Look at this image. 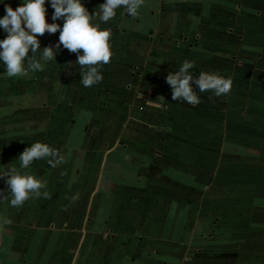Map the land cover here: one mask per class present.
Returning <instances> with one entry per match:
<instances>
[{
    "label": "crops",
    "instance_id": "crops-1",
    "mask_svg": "<svg viewBox=\"0 0 264 264\" xmlns=\"http://www.w3.org/2000/svg\"><path fill=\"white\" fill-rule=\"evenodd\" d=\"M103 2L84 0V6L92 13ZM5 3L15 9L21 0ZM125 7L101 25L111 30L113 53H148L155 47L175 52L180 46L189 49L194 41L210 60L194 61L191 71L198 76L201 71L213 72L215 56L223 67V56L213 52H229L230 43L238 50L245 44L244 36L254 38L244 50L264 52V0H143L134 17L121 13ZM46 8V22L52 23L54 9L47 3ZM4 14L0 4V17ZM150 35H155V41L163 35L183 41L151 45ZM4 36L0 30V39ZM58 37L59 31L39 36L41 48L54 46ZM76 59V53L61 45L55 59L29 76L9 78L0 67V148L13 142V162L20 163V151L39 141L52 148H77V159L84 166L99 164L92 175H77L76 183L71 175H36L44 184L41 192L49 193L47 199L33 197L15 207L3 199L0 264H65L64 249L51 253L48 249L60 220L62 228L76 226L88 235L78 239L77 264H85L90 242L99 246L89 254L93 256L89 264L133 260L136 264H264V94L230 91L217 97L201 92V102L195 110H186L188 118L180 123L174 115L167 119L157 104L158 111H153L160 120L153 128L147 119L148 105L142 106L141 115L133 112L138 104L134 81L128 76L133 62L128 69L120 67L113 55L101 70L103 80L86 88L80 83ZM257 81L253 80L264 87L261 78ZM123 100L129 116L122 129H114L110 119ZM22 101H27L28 116L13 120ZM165 123L182 135L168 136ZM124 128L128 132L120 134ZM56 132L62 133L57 141ZM190 132L201 133L205 143L198 146V138L190 139ZM123 138L128 143L119 145ZM149 146L158 149L154 159L158 172L152 175L146 171L153 160L147 153L152 150H145ZM184 153L190 156L183 157ZM186 164L190 175L183 173ZM198 171L204 172L202 179ZM71 191L77 193V200H72ZM26 209L29 215L23 218ZM59 211L63 212L60 219ZM70 212L76 213L72 222L64 219V213ZM103 229L106 234H98Z\"/></svg>",
    "mask_w": 264,
    "mask_h": 264
},
{
    "label": "clouds",
    "instance_id": "clouds-1",
    "mask_svg": "<svg viewBox=\"0 0 264 264\" xmlns=\"http://www.w3.org/2000/svg\"><path fill=\"white\" fill-rule=\"evenodd\" d=\"M46 3L54 9L52 23L46 22ZM142 3L143 0H104L90 13L84 0H21L15 9L0 0L5 13L0 17V30L5 33L0 39V67L9 78L29 76L43 70L47 62L55 59L62 45L69 52L76 53V64L81 66L80 83L86 88L97 85L103 80L101 70L113 56L109 43L111 30L101 25L117 17V9L121 6H126L121 13L136 16ZM59 20L63 21L62 25L57 23ZM58 31V42L41 48L39 36ZM193 67V61L184 60L178 70L167 74L165 80L171 87L173 100L198 105L201 100L195 90L197 87L200 93L210 91L217 97L230 93L233 86L231 76L221 75L218 71H201L195 76L191 71ZM18 160L22 169H29L39 160H47L52 167L60 163L57 150L39 141L26 147ZM0 178L5 179L10 193L9 204L13 207L22 205L29 198H49L46 190L41 192L44 184L36 175L2 166Z\"/></svg>",
    "mask_w": 264,
    "mask_h": 264
},
{
    "label": "rangeland",
    "instance_id": "rangeland-1",
    "mask_svg": "<svg viewBox=\"0 0 264 264\" xmlns=\"http://www.w3.org/2000/svg\"><path fill=\"white\" fill-rule=\"evenodd\" d=\"M154 38H156L155 35H150L149 37H147V39L149 40L151 45H157L158 43H160V45H163V43L169 44L171 42H176V43L180 42L181 43V41H183L182 37L177 38V37H172V36H167V35L161 36L159 41H158V39L156 41L153 40ZM232 39H234V37H232ZM242 39H243V42H245V44L243 46H240V48L238 50H236V47H232L231 43H230L228 45V47L230 48L229 52H223V53L213 52L214 54H219V56H223L224 66L222 67L223 62L218 63L216 61L217 58L214 55L215 60H214V66L212 69H213V71H218L221 75H222V73H224V75H228V76L232 77L233 86H232L231 92H235V91L236 92H247L248 91V92L253 93L252 94L253 96L255 95L254 93H256L257 96L261 93L264 94V87L260 84H257L256 82H253V80H255V78H256V81L259 78H261L264 81V57H263L264 52L261 55H259V54L253 53V51H249L248 49L244 50L247 47L248 42L253 41L254 38L249 35V36H244V38H242ZM158 49L159 48H156V47L151 48V50L148 53L134 52L131 54V52H126L124 50L115 51L113 53L114 56L119 58L118 59L119 65L122 64L120 67L124 66V68L128 69L130 67L131 63L133 62L132 67H130L128 69V76L130 78H132L134 81L135 87L133 88V92H134V96H135V101L138 103V104L134 105V107H136V108L134 109L133 112L137 116H138V114L141 115L142 106L146 107L148 105L150 112L148 111L149 116H147V119H148V121H150L153 128L156 127V125H158L157 122H159V120H160V115H158L156 111H153V110H157V108H155L157 106V104H159L160 107H162L164 109V112L166 115L165 117L167 119L171 115H174L176 117V119L178 120L177 123H180V121H184L185 119L188 118L187 115L184 114V112H186V110H193V109L195 110V108H196L192 105H189L187 102H181L180 100H173L172 99L171 87H170V85H168L166 83V80H165L167 74L170 71L178 70L179 65L184 60H190L193 62L196 60H198V61L203 60V62L207 61L210 63L209 58L206 56H203V54H206V52L202 51L203 50L202 46L201 45L199 46V44L197 46V42H194V41L189 45V49L183 48V46L178 47V49L175 52H168V51L164 52V51H161ZM213 53H211V54H213ZM221 54H223V55H221ZM125 57H128L129 59L126 60ZM211 63H212V61H211ZM257 82L259 83V81H257ZM162 87H164V88H162ZM129 89H131V88H129ZM195 90L197 91V93L199 95L200 92H199L198 87L195 88ZM241 96H243V95H241ZM253 96H252L253 99L251 101L248 100L250 102L251 107H252V102L254 100ZM263 98H261V99L264 102ZM148 101L151 104V106H152V104H154V107H151L148 104ZM244 101L245 100L235 101L232 104L237 105L238 102H240L242 104ZM22 102H23V103H21L22 105L16 106V110H18L17 111V117L12 118L13 120L21 119V118L28 116L27 113H29L28 112L29 108L26 107V105L24 103L27 101H22ZM119 102H120V107L123 109H119L120 107H117L113 111L112 119H110L113 126L115 127L114 129H119V128L122 129L124 127L125 117L128 115V112H127L126 108L124 107L126 100L119 101ZM174 108L178 109V110L181 109V110H180V112L173 111ZM9 109H11V111H15V109H12V108H9ZM9 109L7 110L8 112L10 111ZM20 114H22V115L20 116ZM161 118H163V117H161ZM120 122L122 123L121 127L119 125ZM181 123H183V122H181ZM125 130H128V129L124 128L122 131H120V134L122 133L123 135H125L128 132V131L126 132ZM171 130H173L172 124L165 123V131H166L165 133L168 136H171L172 134H175V133L181 134L180 131H177V130L171 131ZM107 133H109V132H107ZM110 133H111V131H110ZM61 136H62L61 132H56L54 135V140L55 141L60 140ZM188 136H190L189 137L190 139L193 137H197L198 138V144H197L198 146L200 144L205 143L201 133L193 134L192 132H190L188 134ZM38 137L39 136H37V138ZM125 140H126V138L121 139L118 142L119 145H123L124 143L125 144L128 143ZM35 141H36V139H35ZM29 142H30V140H29ZM7 144H8V146L6 148H0V167H2V166L15 167L21 173L28 172L29 174H33V175H71V177L73 179L72 181H74L76 183L77 175H90V174L92 175V173L95 171L96 167L97 168L99 167V164L93 165L92 163L90 164L87 162L84 166V162L81 159L80 160L77 159V157H78V153L76 152L77 148L76 149L72 148V147L71 148H65L66 145H65V147H63L62 145H57L54 147V149L57 150V159L60 160V163L56 164L55 167L50 166L48 163H46V162H44V160H42L41 162H38V163L34 162L30 166L29 169H22L20 167V163L13 162V160H14V158H13L14 148H12L13 142L10 141ZM154 145H156V144H154ZM149 149H150V151L152 150V153L147 151ZM145 150L147 151L148 154L151 155V157L153 159V160H151V163H149V165L146 166L148 168V170H146V171H148L150 174L153 172H158V169L156 168L157 164L154 161V159L158 157L157 146H149V147H146ZM194 150H195L194 153L196 155L197 154L199 155V153H196L197 149H194ZM20 152L22 153V151H20ZM189 156L190 155L188 153H184V155H183V157H189ZM9 159H10V162H6ZM187 165L188 164H186L185 166H187ZM197 165H198V168H200L199 164H196L195 166L197 167ZM193 166H194V164H193ZM201 167H203V171H204L205 166L202 165ZM183 168L186 169L183 173L185 175H190V173L187 171V170H189L188 169L189 165L187 167L183 166ZM96 171H97V169H96ZM139 171H140V169H139ZM103 175H109V174H103ZM197 175H199V178L202 179L201 175H204V172L198 171ZM72 181H71V183H72ZM5 185H6L5 179L0 178V190H3L2 192H0V205H2V203H4L3 199H8L7 202H9V200H10V193L7 190V185H6V187H5ZM69 186H71V184ZM74 187H76V186H74ZM72 194H73V191H71L70 196ZM76 194L77 193L75 192V195H72V200H74L73 197H75V199L77 198ZM72 207H73V205H72ZM22 211H23V218H27L29 215V210L26 209V210H22ZM60 213L63 214V212H60V211L57 212V214H59V216H57V218H59V217L61 218L62 214L60 216ZM75 218H76V213H74V212H70L69 215L64 213V219L71 221V219L75 220ZM60 221L59 222L57 221L55 224V225H58V227H56L54 230L52 243L48 247L49 252L51 253L52 249L53 250L64 249L68 253V255L66 257H64L65 264H69V263L70 264H72V263L77 264L78 263V261H77V258H78L77 250H78V245H79L78 239L80 238V236L83 238V236H85V235L88 236V235L86 233H84L83 228L80 229V228H77L76 226L68 227L67 225H65V227L62 228L59 224ZM86 232H88V228H87ZM103 232H104V229H103V231L101 230V232L98 234H101V235L106 234ZM29 235H30V233H28V236ZM96 246H99L98 243L95 244L94 242H90V243L86 244V250H85L86 262H85V264H89L90 262L93 261L92 260L93 256L89 255V254H92L94 252ZM102 246H104V245H102ZM107 247L109 248L110 245L108 244ZM107 250H109V249H107ZM53 256L56 257L58 255L54 253ZM133 263L136 264L137 262H135L133 260ZM133 263H132V261L130 262V264H133ZM58 264H61V261H59Z\"/></svg>",
    "mask_w": 264,
    "mask_h": 264
}]
</instances>
